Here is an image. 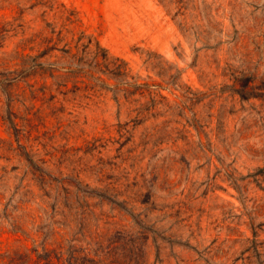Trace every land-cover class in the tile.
<instances>
[{"label":"rangeland","instance_id":"obj_1","mask_svg":"<svg viewBox=\"0 0 264 264\" xmlns=\"http://www.w3.org/2000/svg\"><path fill=\"white\" fill-rule=\"evenodd\" d=\"M97 234L264 264V0H0V251Z\"/></svg>","mask_w":264,"mask_h":264},{"label":"trees","instance_id":"obj_2","mask_svg":"<svg viewBox=\"0 0 264 264\" xmlns=\"http://www.w3.org/2000/svg\"><path fill=\"white\" fill-rule=\"evenodd\" d=\"M104 238V235L97 234L90 241L66 240L56 247H49L46 243L35 247L18 245L0 251V264H145L137 259L141 251L139 246L134 248L135 257L126 258L123 249L114 248L112 244L105 246Z\"/></svg>","mask_w":264,"mask_h":264}]
</instances>
